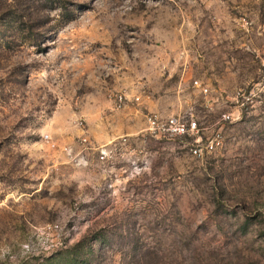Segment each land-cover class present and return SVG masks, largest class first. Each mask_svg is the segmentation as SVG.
I'll return each mask as SVG.
<instances>
[{"label":"rangeland","instance_id":"374dc122","mask_svg":"<svg viewBox=\"0 0 264 264\" xmlns=\"http://www.w3.org/2000/svg\"><path fill=\"white\" fill-rule=\"evenodd\" d=\"M0 264H264V0H0Z\"/></svg>","mask_w":264,"mask_h":264},{"label":"built area","instance_id":"2783aa9c","mask_svg":"<svg viewBox=\"0 0 264 264\" xmlns=\"http://www.w3.org/2000/svg\"><path fill=\"white\" fill-rule=\"evenodd\" d=\"M193 85L202 94L208 95L211 90L210 87L202 81L195 79ZM128 100L126 94H117L115 96V103L118 108L123 107ZM136 102L141 101V96H133ZM224 119H230V114H224ZM148 129L156 134L158 137L173 140L181 137L189 136L194 139L190 144V151L194 157L204 158L207 154L216 152L223 145V132L216 131L206 142L202 140L199 135L200 126L194 117H186L183 115H166L159 111H150L147 114ZM49 135H46L48 139ZM56 228L58 225H54ZM51 227V226H48Z\"/></svg>","mask_w":264,"mask_h":264}]
</instances>
